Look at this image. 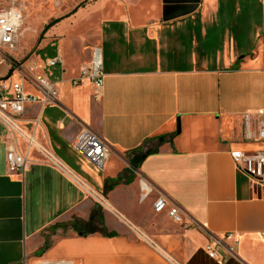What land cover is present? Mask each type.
Masks as SVG:
<instances>
[{
  "label": "crops",
  "instance_id": "obj_1",
  "mask_svg": "<svg viewBox=\"0 0 264 264\" xmlns=\"http://www.w3.org/2000/svg\"><path fill=\"white\" fill-rule=\"evenodd\" d=\"M63 11L42 52L20 60L37 57L58 82L59 104L28 105L22 123L39 120L26 130L66 171L34 150L23 174L10 171L0 122V264H264V179L231 156L264 149L241 120L264 109V0H87ZM94 46L99 100L92 82L73 83ZM57 54L63 63L49 67ZM17 79L0 55V80ZM85 127L112 148L103 170L74 148ZM141 178L153 186L144 201ZM160 193L180 222L154 211Z\"/></svg>",
  "mask_w": 264,
  "mask_h": 264
},
{
  "label": "built area",
  "instance_id": "obj_2",
  "mask_svg": "<svg viewBox=\"0 0 264 264\" xmlns=\"http://www.w3.org/2000/svg\"><path fill=\"white\" fill-rule=\"evenodd\" d=\"M61 0H56L60 2ZM24 22V14L20 0H8L5 4L0 3V55L6 58L11 65L12 71L18 79L11 84L0 80V122L5 125L9 132L7 148V165L10 171L23 174L28 162L31 160V151H37L48 163L62 171H66L65 165L51 152L50 149L40 145L35 136L26 130V125L37 126L39 120H28L24 123L26 107L30 104H40L42 107L58 105L59 87L58 82L48 76L43 65L37 57L24 60L18 59L15 54L21 38V30ZM61 54L47 60L49 67L61 65ZM104 68L102 51L99 46L92 49L90 65L84 68L79 78H75V85L88 80L94 84V98L99 100L104 85ZM31 88L28 90L27 88ZM12 94H9V89ZM245 140L264 141V109L255 112H246L241 116ZM19 139L25 143V148ZM77 152L84 155L90 162L100 169H104V162L110 156L112 148L98 133L90 128H83L74 143ZM231 156L237 166L256 180L264 179V149L255 152L235 150ZM140 200L144 201L153 191L152 183L141 178ZM102 202L103 199H101ZM153 209L157 213L167 212L173 220L181 221V209L178 205L171 204L169 198L160 193L154 202ZM211 257L216 253L209 252Z\"/></svg>",
  "mask_w": 264,
  "mask_h": 264
},
{
  "label": "rangeland",
  "instance_id": "obj_3",
  "mask_svg": "<svg viewBox=\"0 0 264 264\" xmlns=\"http://www.w3.org/2000/svg\"><path fill=\"white\" fill-rule=\"evenodd\" d=\"M8 0H0V3L5 4ZM87 0H20L24 14V24L21 30V38L18 46V51L15 54L17 58H22L34 53H40L44 48V28L45 26L61 17L64 14V8L72 6L75 8L86 3ZM70 4V5H69ZM29 128V125H26ZM23 148L26 146L21 141ZM62 160V159H61ZM63 161V160H62ZM81 167L85 168V164L79 162Z\"/></svg>",
  "mask_w": 264,
  "mask_h": 264
},
{
  "label": "trees",
  "instance_id": "obj_4",
  "mask_svg": "<svg viewBox=\"0 0 264 264\" xmlns=\"http://www.w3.org/2000/svg\"><path fill=\"white\" fill-rule=\"evenodd\" d=\"M59 20H60V19H56V20H54L53 22H51L50 24H48V25L44 28L43 31H46L51 25H53L54 23L58 22ZM121 179H122V177L120 176V177H118L117 179H115V180H113V181H114V183H116V182L121 181Z\"/></svg>",
  "mask_w": 264,
  "mask_h": 264
},
{
  "label": "bare ground",
  "instance_id": "obj_5",
  "mask_svg": "<svg viewBox=\"0 0 264 264\" xmlns=\"http://www.w3.org/2000/svg\"><path fill=\"white\" fill-rule=\"evenodd\" d=\"M23 24H24V22H23Z\"/></svg>",
  "mask_w": 264,
  "mask_h": 264
}]
</instances>
